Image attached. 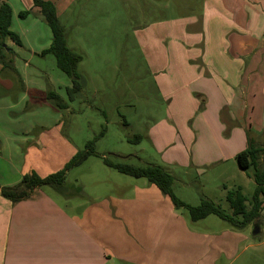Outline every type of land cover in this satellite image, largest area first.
Masks as SVG:
<instances>
[{"label": "rangeland", "instance_id": "obj_1", "mask_svg": "<svg viewBox=\"0 0 264 264\" xmlns=\"http://www.w3.org/2000/svg\"><path fill=\"white\" fill-rule=\"evenodd\" d=\"M58 12L69 47L82 56L78 72L84 85L74 100L67 93L71 79L57 66L54 55L40 54V59L30 60L27 67H24L27 60L24 54L19 57L14 52L11 57L16 71L26 69L35 73L40 69L44 85L48 79L52 80L53 89L69 105L56 111L53 106L40 103V135L53 127L58 118L59 133L70 138L78 150L85 149L90 141L95 142L97 154L67 173L66 185L57 191L63 195L50 185L38 188L52 200L57 197L58 205L67 209L71 198L76 199L71 202L73 209L108 192L118 194L123 190L120 182L127 184L135 180L107 166L103 156L136 166L162 164V154L175 137L228 134V129L219 130L215 114L207 111V119L201 114L206 111L203 110L206 102L205 95L199 91L203 89L202 77H207L210 70L204 56L210 55L218 62L222 55L232 59L237 49L246 50L248 57L244 63L248 69L251 66L261 72L264 69V0H61ZM241 34H249L246 41L252 38V48L236 46L234 39L241 38ZM217 66L228 73H233L235 68L223 59ZM19 94L17 90L0 89V131L15 136L16 126L26 125L31 119L29 113L35 110L30 106L22 113L11 110L9 104ZM139 135L142 139L138 140ZM249 137H255L253 130ZM1 167L5 168L2 172H8L4 180H17V175L0 160ZM252 172L253 168L225 177L217 173V168L201 175L194 170L188 174L176 170L173 188L177 196L184 194L188 198L195 195L196 189L202 190L205 198L210 196L230 211L227 195L221 193L223 185L232 190L242 184L243 192L252 197L256 188ZM40 190L29 199L40 198ZM261 214L264 217V209ZM4 216L8 215H4L3 206L0 207V257L9 240L10 248L19 245L17 231L22 225L16 216L14 223ZM213 217L225 223L218 216ZM25 219L21 218L22 223ZM254 230L255 227L251 228V232ZM254 237L264 240V222L261 232ZM25 242L35 244L40 242V237L29 234Z\"/></svg>", "mask_w": 264, "mask_h": 264}, {"label": "crops", "instance_id": "obj_2", "mask_svg": "<svg viewBox=\"0 0 264 264\" xmlns=\"http://www.w3.org/2000/svg\"><path fill=\"white\" fill-rule=\"evenodd\" d=\"M1 1L8 2L12 7L11 28L23 42L22 47L11 39L7 40V44L17 56H26L24 67H27L30 60L40 59V54L50 48L52 31L40 9L33 7V0ZM51 1L56 7L58 5L59 11L61 0ZM29 9L33 12L22 19L20 13ZM248 35L236 36V46L252 48V38L246 41ZM236 51L232 59L222 55L223 62L232 67L235 65L233 73L218 68L222 59L214 62L210 55L204 56L203 60L210 70L206 73L207 77H202L203 89L199 91L205 95L201 94L206 102L203 109L206 111L201 113L203 119H207L206 112L210 111L219 119V130L224 132L228 129V134L175 137L170 148L162 154V164L173 176L176 170H184L185 174L194 170L201 175L211 168H217V173L225 177L236 171L246 172L238 163L230 162H237L238 153L249 146L250 140L264 147V69L262 72L258 67L248 69L244 63L248 51ZM46 55L44 57L49 54ZM38 70L35 73L26 69L6 71L0 63V89L21 93L16 101L9 104L10 109L21 113L29 106L35 109L29 113L31 119L26 125L16 126V136L0 131V160L17 175L15 182L4 180L8 172H2L4 167H1L0 184L3 186L15 185L33 171L42 177L57 172L78 151L70 138L59 133L56 127L61 121L58 118L53 127L40 135V103H47L56 111L59 109L46 100L47 92L54 90L52 80L48 79L47 85H44ZM252 130L255 137L250 138ZM261 162L264 165V155ZM119 185L123 190L118 194L108 192L73 209L71 207L75 206L71 202L74 198L69 199L67 209L58 205L57 197L52 200L38 188L35 192L40 190V198L16 204L0 195V207L4 206V215H8L4 217H10L14 223L16 216L20 219L18 223L22 224L17 231L19 245L10 248L9 240L1 253L0 264H263L264 240L254 237L261 232V225L259 231L253 233L251 228L254 224L237 230L226 221L217 222L213 217L215 215L192 221L187 210L176 209L171 198L148 179L135 178L130 183L120 182ZM241 186L238 184L232 189ZM61 188H55V192L61 194L57 192L62 191ZM228 190L224 184L221 193L226 196ZM178 195L191 205H198L205 198L202 190L198 189L190 198ZM23 217H26L24 223L21 221ZM263 222L262 216L261 224ZM36 225L37 229H30ZM34 233L40 237V242H25V237Z\"/></svg>", "mask_w": 264, "mask_h": 264}, {"label": "trees", "instance_id": "obj_3", "mask_svg": "<svg viewBox=\"0 0 264 264\" xmlns=\"http://www.w3.org/2000/svg\"><path fill=\"white\" fill-rule=\"evenodd\" d=\"M33 7L40 9V14L49 25L52 31V44L50 48L44 50L41 55L52 54L56 58L57 66L65 72L71 79V86L67 88L70 100H74L83 89L82 76L78 72V64L82 56L71 49L67 41V33L62 24L57 7L51 0H33ZM33 9L24 10L20 13L22 19L27 18ZM12 7L6 1L0 3V63L4 68L10 71H16L13 67L12 57L14 50L7 44L11 39L17 46L22 47V38L18 33L12 30ZM17 72V71H16ZM46 100L59 109L68 108V103L61 95L50 90L46 94ZM105 131L101 132L103 136ZM137 139H142L141 135ZM95 142L87 143L85 149L78 150L76 154L64 165L62 169L51 173L45 177L39 175L36 171L24 175L21 182L17 185L6 187L0 184V194L11 200L13 203L29 199L37 188L44 185H50L56 189L61 188L67 178V173L83 164L90 156L96 155ZM263 146L255 145L251 140L249 146L238 153L236 159L241 169L249 171L253 168V178L256 188L252 197H248L242 191L241 187L229 190L227 192V201L229 202L230 211L222 207L221 204L210 198H202L198 205H191L182 200L174 191V176L170 171L161 164L148 163L144 166H136L127 163L114 162L103 156L104 163L119 172L132 176L134 178H146L150 183L157 185L160 190L168 195L176 209H185L188 211L192 221H198L209 215H216L226 221L230 226L237 230H243L254 224L259 218L258 223L254 225L260 228L262 211L264 209V165L261 162Z\"/></svg>", "mask_w": 264, "mask_h": 264}, {"label": "water", "instance_id": "obj_4", "mask_svg": "<svg viewBox=\"0 0 264 264\" xmlns=\"http://www.w3.org/2000/svg\"><path fill=\"white\" fill-rule=\"evenodd\" d=\"M258 220H259V218L254 221V225H256L258 223ZM258 231H259V229L255 227L254 233H257Z\"/></svg>", "mask_w": 264, "mask_h": 264}]
</instances>
